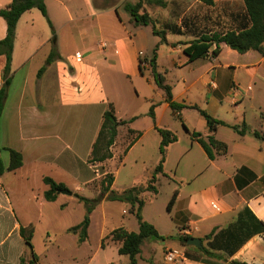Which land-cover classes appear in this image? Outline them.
Returning <instances> with one entry per match:
<instances>
[{"label":"crops","instance_id":"1","mask_svg":"<svg viewBox=\"0 0 264 264\" xmlns=\"http://www.w3.org/2000/svg\"><path fill=\"white\" fill-rule=\"evenodd\" d=\"M12 1L0 0V10ZM126 1L134 0H87L89 10L83 13L74 10L69 0H46L53 28L38 9L25 13L18 23L0 145L8 153L9 149L20 152L24 163L0 176V230L5 232L0 247L12 241L6 253L0 251V264L8 257L14 264L32 259L13 247L14 241L25 243L21 227L33 225L36 230L35 221L20 220L18 215L31 205L45 219L52 209L49 204L70 218L67 232L90 217L88 239L78 245L86 246L93 232H98L100 242L87 264L95 261L100 250H111L107 264H128L129 257L119 254L120 243L107 240L105 247L102 244L116 229L138 232L134 214L136 221L127 219L126 210L121 215L123 203L107 196L88 214L75 195L99 197L106 173L113 174L111 189L118 193L146 187L161 160L162 138L157 128L171 130L178 141L168 147L163 173L156 175L157 193L143 194L142 217L166 240H146L137 264H155L158 254L162 264H169L167 250L187 247L205 248L209 253L200 255V260L187 258L176 264H264V140L254 135L255 131L264 135L263 55L254 50L241 54L223 43L217 58L191 61L184 49L195 35L168 34L167 43L162 44L151 26L131 23L123 6ZM114 5L116 15L107 9ZM96 7L104 10L96 11ZM150 10L159 27L168 22L181 26L182 19L188 18L210 32L237 28L246 19L243 0H168L167 8ZM6 36L7 23L0 16V41ZM66 38L71 49L66 47ZM54 48L57 56L49 62ZM155 49L158 72L171 87L174 101L186 106L178 113L180 118L154 79L149 61ZM5 64L1 56L0 88ZM235 88L239 91L232 96ZM109 104L114 105L118 120L129 123L119 129L112 158L93 164V145ZM153 106L155 118L150 116ZM192 106L227 126L211 134L206 119ZM243 125L250 129L244 135L231 128ZM130 130L136 132L135 137L139 133L132 145ZM194 132L205 139L214 135L228 145L227 154L211 159ZM2 156L8 166L10 154ZM46 177L64 184L72 194L58 193L56 201L48 202ZM175 193L177 198L169 208ZM180 236L201 239L202 246H185ZM54 241L48 234V245Z\"/></svg>","mask_w":264,"mask_h":264},{"label":"trees","instance_id":"2","mask_svg":"<svg viewBox=\"0 0 264 264\" xmlns=\"http://www.w3.org/2000/svg\"><path fill=\"white\" fill-rule=\"evenodd\" d=\"M243 2L245 6V18L247 20H242L240 23L241 25H239L237 28L232 27L230 29H224L222 31L220 30L215 32H210L206 27L200 29L196 24L190 23L188 18L184 19L181 26L174 22H168L159 27L156 19L151 14L150 9L167 8L168 0L126 1L124 2L123 6L124 10L131 16V23L134 26H151L154 35L161 38L162 44L167 43L168 34L185 35L190 33L195 35V37L189 43H187V47L184 49V52L189 56L191 61L207 58L209 56L212 58H217L220 55L221 44L223 43L241 54L254 50L259 52L264 57V0H243ZM33 9H38L53 28L49 18L46 0H13L8 7L0 10V16L7 23V36L4 40L0 41V57L4 56L6 58V64L3 71L4 84L0 88V120L4 113L9 88L12 83V58L14 43L16 40L17 26L21 17ZM56 52L57 50L54 48L51 55L49 56V62H52V60L55 59L57 56ZM144 61L145 60H142L141 62L143 63ZM149 63L152 67V73L158 87L164 90L166 93L167 102H169L172 111L175 115H177L178 118H180L178 113L186 106L177 104L174 101L171 87L165 84V77L162 73L158 72L157 49H155ZM43 71L44 70L42 69L40 74H42ZM189 108L198 110L200 114L206 119L211 134H214L219 126H227L224 122L213 118L198 106H192ZM150 116L155 118L154 106L151 108ZM128 123L129 121L118 120L114 105H108V108L103 115V124L101 130L95 144L93 145L90 163H104L112 158V147L115 145L118 139L119 129ZM185 128L187 129L186 126ZM231 128L240 135H244L246 132L250 131L247 125H243L242 127L233 126ZM157 130L162 138L160 145L161 160L155 169L153 178L146 187H134L122 193H118L111 189L114 183L113 174L106 173L100 182L101 195L99 197L91 200L80 195H75L86 205L88 214L92 213L95 205L98 204L102 198H104V196H107L108 200L127 202L131 205L130 211L138 220L139 231L129 232L124 228L116 229L103 239L102 244L105 247L107 240L120 243L119 254L129 257L128 264L138 263V257L142 252V246L146 240H166L165 237L158 233L153 225L144 221L142 217V208L146 202V198L143 194L146 191L157 193L156 187L153 186V183L156 182V175L163 173V165L166 159L168 147L178 141V136L171 130L161 128H157ZM135 134V131H129L130 136H134ZM192 135L198 139L211 159L216 158V156L227 154L228 145L226 143L217 141L214 135L207 137V139H205L203 135L198 132H194ZM254 135L264 140V135L261 133L255 131ZM136 136L139 137V133H137ZM137 137L134 136L130 145H132ZM2 151L3 149L0 145V176L7 172H14L23 166V155L14 149L8 150L10 154V163L8 166H6L2 160ZM44 182L49 186V190L46 191L44 195L48 202L56 201L58 198V192L66 189L64 184L57 183L49 177L44 178ZM176 198L177 193H175L171 199L168 206L169 208L173 206ZM89 227L90 217L87 216L82 223L70 228L69 233L77 235L78 243L83 244L88 239ZM20 234L32 252V259L28 262L25 259H21L20 264H40L39 257L34 251L33 239L35 229L33 225L21 227ZM179 239L185 246H187L190 237L180 236ZM185 252L188 258L194 260H200V255L209 253L205 248L196 247H187ZM233 264L248 263L233 262Z\"/></svg>","mask_w":264,"mask_h":264},{"label":"rangeland","instance_id":"3","mask_svg":"<svg viewBox=\"0 0 264 264\" xmlns=\"http://www.w3.org/2000/svg\"><path fill=\"white\" fill-rule=\"evenodd\" d=\"M72 4V7L75 9L81 10L83 13H88V2L87 0H69ZM120 1V0H118ZM93 4V2H92ZM117 5L107 7V9H113V13H115V8ZM104 10V8L96 7V11ZM122 12V11H121ZM39 13V12H37ZM42 19H45L46 25H49L48 20L41 14ZM44 17V18H43ZM178 18V17H177ZM185 18L182 19V23ZM199 27V26H198ZM226 28V25L223 26ZM201 28V27H199ZM66 47L71 49L73 45L70 43V39L66 38ZM64 50H66L65 46H63ZM5 156L9 157V153L4 150L3 153ZM3 157V156H2ZM98 170H102L103 168L98 167ZM102 173V172H101ZM6 180H4V184H6ZM98 182H96V188L98 187ZM167 185L165 186V188ZM120 188V185L118 186ZM167 189V188H166ZM165 190H163V195H165ZM164 199V196L160 198V201ZM121 209L120 214L123 212V210H126L128 213L127 219L129 218L132 221H136L134 216L131 214V205L127 202H121ZM100 202L95 205L93 211H96L98 206H100ZM49 206L52 207V209H49L47 216L45 219L39 218L38 210L31 205H27L24 207V211L22 213H19V219L25 220V219H32L35 221V234L33 239V245L35 248V252L39 257L40 264H87L89 260L90 255H94L97 251L98 245H99V234L98 232H93L90 241L84 245L83 247L78 245V238L76 235H73L66 231L65 227L70 223V218L67 216L61 215L57 209L49 204ZM92 211V213H93ZM76 215H74V220L76 218ZM123 215V214H121ZM39 220V221H38ZM4 231L0 230V240L4 236ZM48 234L55 238V241L53 242V245H48ZM13 240V239H11ZM107 242V241H106ZM12 241H9L6 246L0 247V251H3V253H6V248L9 244H11ZM14 249H16V252H19L20 255L25 256L27 258H31V250L30 247L27 246L24 241H20L19 245L17 241H14L13 243ZM146 255V254H145ZM95 261L92 264H107L110 256H111V250L103 251L100 250V252L96 255ZM161 255L158 254L155 264H162L161 263ZM4 264H14V259L11 257H8V259L5 261ZM3 264V263H2Z\"/></svg>","mask_w":264,"mask_h":264},{"label":"built area","instance_id":"4","mask_svg":"<svg viewBox=\"0 0 264 264\" xmlns=\"http://www.w3.org/2000/svg\"><path fill=\"white\" fill-rule=\"evenodd\" d=\"M103 47H107V43H103L102 45ZM77 57H81L80 54L77 55ZM252 88L249 87L248 90H251ZM238 88H235L233 91H232V96H235L236 93L238 92ZM188 257L186 255V252L184 250H179V249H169L166 251V254H165V259L166 261L169 263V264H176V263H179L180 261H184L186 260Z\"/></svg>","mask_w":264,"mask_h":264},{"label":"water","instance_id":"5","mask_svg":"<svg viewBox=\"0 0 264 264\" xmlns=\"http://www.w3.org/2000/svg\"><path fill=\"white\" fill-rule=\"evenodd\" d=\"M59 194H67V195H71L72 192H70L69 190H61L58 192ZM188 245L189 246H197V247H200L202 246V241L201 239H198V238H190L189 241H188Z\"/></svg>","mask_w":264,"mask_h":264}]
</instances>
